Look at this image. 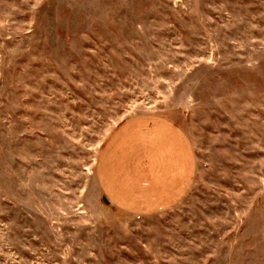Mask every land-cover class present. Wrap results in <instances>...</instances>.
<instances>
[{"label":"rangeland","instance_id":"rangeland-1","mask_svg":"<svg viewBox=\"0 0 264 264\" xmlns=\"http://www.w3.org/2000/svg\"><path fill=\"white\" fill-rule=\"evenodd\" d=\"M139 114L196 158L166 211L96 181ZM0 264H264V0H0Z\"/></svg>","mask_w":264,"mask_h":264},{"label":"crops","instance_id":"crops-1","mask_svg":"<svg viewBox=\"0 0 264 264\" xmlns=\"http://www.w3.org/2000/svg\"><path fill=\"white\" fill-rule=\"evenodd\" d=\"M196 170L191 144L176 122L139 114L112 128L98 151L95 173L106 201L142 214L181 202Z\"/></svg>","mask_w":264,"mask_h":264}]
</instances>
